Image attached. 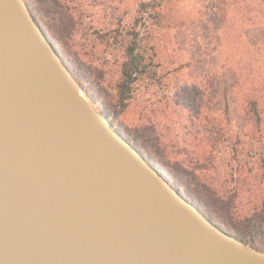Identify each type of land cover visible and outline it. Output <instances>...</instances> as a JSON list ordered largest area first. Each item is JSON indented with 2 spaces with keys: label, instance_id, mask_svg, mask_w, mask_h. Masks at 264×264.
<instances>
[{
  "label": "water",
  "instance_id": "water-1",
  "mask_svg": "<svg viewBox=\"0 0 264 264\" xmlns=\"http://www.w3.org/2000/svg\"><path fill=\"white\" fill-rule=\"evenodd\" d=\"M0 0V264H264L185 199Z\"/></svg>",
  "mask_w": 264,
  "mask_h": 264
},
{
  "label": "rangeland",
  "instance_id": "rangeland-1",
  "mask_svg": "<svg viewBox=\"0 0 264 264\" xmlns=\"http://www.w3.org/2000/svg\"><path fill=\"white\" fill-rule=\"evenodd\" d=\"M25 2L93 109L107 115L114 128L212 222L264 250V227L256 226L247 237L236 232L242 230L244 216L253 212L245 204L256 198V191L247 185L246 176L259 170L256 156L264 145V129L251 125L241 131L225 121L214 103H207L202 73L205 65H214L211 61L232 66L241 73L243 85L264 91V39L258 50L247 41L264 35V0ZM222 3L226 14L216 31L221 40L214 39L211 22L212 36L206 42L198 20H214ZM182 33L187 36L183 47ZM130 49L141 53L145 71L137 75L125 105L117 86ZM205 50L214 57L203 62ZM189 120L195 122L193 127ZM208 120L223 131L213 152L201 149L209 154L206 161L201 159L206 166L202 169L192 163L201 146L182 136V130H197ZM232 197L234 204H229Z\"/></svg>",
  "mask_w": 264,
  "mask_h": 264
},
{
  "label": "trees",
  "instance_id": "trees-1",
  "mask_svg": "<svg viewBox=\"0 0 264 264\" xmlns=\"http://www.w3.org/2000/svg\"><path fill=\"white\" fill-rule=\"evenodd\" d=\"M26 1V0H25ZM224 3H222V8L219 7V14H213L215 17L214 20H206V22H202L203 19H199V23L201 24V29L203 31L202 38L204 41H208L210 38L211 26L209 23H214V31L215 36L214 39L216 41L221 40L220 35L216 34V31H219L222 27L221 24L224 21L226 9L224 8ZM180 46L183 47L185 45L186 34H181ZM264 35L256 38H247L249 47L258 50L261 45H263ZM193 41L196 42V38L193 37ZM261 41V44H260ZM129 60L124 64L122 70L123 79L121 83L118 84L117 90L119 95V101L126 105V101H128L131 97L132 93V84L136 81L137 75L142 74L145 71V65L143 64V56L141 53L134 54V50H129ZM206 58L203 59V62L208 58L212 57L216 48H210V52L205 50ZM200 51L198 50V53ZM201 56L203 52H200ZM214 57V56H213ZM201 63V59H199ZM214 60V59H213ZM214 64L213 66L205 65L202 71L203 78L206 80V89L208 91V99L207 103L209 105L214 103L216 106V111L222 113L225 121L234 123L237 129L243 131L249 126L254 125L256 129H260L262 127L264 129V91L261 88L247 87L240 80L241 73L232 66H224L219 65L216 62H209ZM207 64V62H206ZM134 75H136L134 77ZM208 110L210 106H207ZM205 124L199 125L197 130L193 129L189 132V126L187 128H183L182 136H190L192 141L196 142L200 147V153L197 154L196 159L192 162L194 167H199L204 169L206 166L202 163V158L206 161L207 156L209 154H205L201 149H210L212 152L219 146V137L222 134V129L216 128L213 122L204 121ZM190 127L195 125L193 120H189ZM256 161L259 163V170L256 169V172L247 173L246 178L250 183L247 184L253 190L256 191L254 196L256 197L253 201H247L245 206H249L252 209V213L249 216H244L243 228L242 230H237V234L243 237L249 236L253 231V228L257 226L258 230L264 227V145L261 147V150L258 151V155L256 156ZM261 173V174H260ZM258 174V175H257ZM235 198L232 197L229 204H234ZM228 204V206H229ZM242 240V239H240ZM244 240V239H243ZM242 240V241H243ZM247 246L254 248L260 252H264V250L256 247L251 243L247 238L243 241ZM264 249V248H263Z\"/></svg>",
  "mask_w": 264,
  "mask_h": 264
},
{
  "label": "bare ground",
  "instance_id": "bare-ground-1",
  "mask_svg": "<svg viewBox=\"0 0 264 264\" xmlns=\"http://www.w3.org/2000/svg\"><path fill=\"white\" fill-rule=\"evenodd\" d=\"M82 95V94H81ZM83 96V95H82Z\"/></svg>",
  "mask_w": 264,
  "mask_h": 264
}]
</instances>
